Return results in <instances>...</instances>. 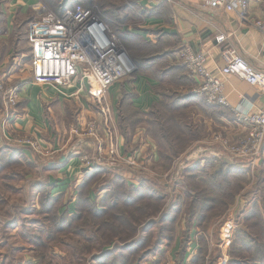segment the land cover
Segmentation results:
<instances>
[{"label":"rangeland","instance_id":"rangeland-1","mask_svg":"<svg viewBox=\"0 0 264 264\" xmlns=\"http://www.w3.org/2000/svg\"><path fill=\"white\" fill-rule=\"evenodd\" d=\"M38 2L51 9L41 0ZM40 4L36 7L38 14ZM90 7L118 38L125 30L143 33L132 0H91ZM122 9L128 13L126 22L113 13L121 14ZM21 39L11 49L0 45L1 54L11 53L8 61L0 60V84L19 85L20 90L32 96L50 99L37 100L39 116L24 120V128L20 130L16 128L21 127L20 123L13 126L17 116H9L5 121L6 106L3 96L0 97V264H261L257 253L264 245V170L259 167L262 156L257 162L252 158H234L224 152L221 142L213 141L215 135L221 134L229 139L230 145L236 146L249 135L248 124L243 123L242 132L225 130L219 118L227 112L220 108L209 110L213 120L198 118L187 111L169 116L176 121H167L165 117L166 122L159 125L158 132L154 129L146 132L145 123L140 122L134 128L122 122L118 111L122 91L134 82L137 74L144 75V69L114 83L120 88L116 91L117 105L108 91L106 101L113 119L105 124L103 106L96 104L89 92L85 94L87 98L81 94L65 96L62 87L27 83L33 77L32 53L24 35ZM14 56L20 58L17 63ZM13 64L17 65L16 73L10 71ZM20 102L19 91L18 102L12 107L14 114L23 112ZM31 105L30 109L34 103ZM31 110L35 113L36 108ZM79 119L83 120L82 125ZM4 122L6 126L2 128ZM91 128L105 146L108 142L126 160L114 157L111 166H95L96 136L87 134ZM127 133L132 135L128 143ZM91 142L94 148L88 145ZM195 151L215 160L242 163L245 172L224 176L216 162L217 165L206 167L203 172L187 174V163L197 158L187 159ZM213 151L222 153L214 155ZM62 152L79 159L82 182L87 181L86 198L81 197L79 202L78 186H65V173L52 167ZM83 155L95 163L86 166L88 162L81 161ZM134 189L143 196L128 199ZM201 193L207 202L197 211L192 210V195ZM49 194L54 198H48ZM150 194L155 196L149 197ZM137 195L138 192L132 194ZM257 203L260 213L244 221L250 206ZM42 204L52 213H44ZM97 208L105 213L95 216ZM81 214L82 219L77 221ZM166 214L175 218L160 222ZM194 218L197 222H193ZM145 226L150 229L142 231ZM14 231L16 234L12 236ZM187 231L191 236L188 240ZM141 237L144 240L140 244L130 246ZM183 240L188 242L181 253ZM124 246H128L127 250H122ZM113 247L118 250L102 261L96 259L95 256Z\"/></svg>","mask_w":264,"mask_h":264},{"label":"crops","instance_id":"crops-1","mask_svg":"<svg viewBox=\"0 0 264 264\" xmlns=\"http://www.w3.org/2000/svg\"><path fill=\"white\" fill-rule=\"evenodd\" d=\"M37 1L0 0V45L7 48L10 46L8 49H11L12 44L19 43L18 30L25 32L27 22L39 15L36 7L40 3ZM209 1L154 0L149 7L142 4V8L147 9L139 25L143 31V33L140 32V35L145 36L149 42L159 43L162 46V51L160 57L152 55V60L143 72L144 75L137 74L134 77V82L126 87V90L133 93L132 105L134 107L148 113L153 109L154 104L165 101L163 105L169 109L177 105L178 109L190 112L198 118L213 120L209 117V110L212 111L215 107L207 104L202 96L193 92L198 80L178 57L177 53L182 47L189 46L195 51L205 52L208 55L206 66L214 74H217L225 64L222 58V50L225 47L234 48L250 66L264 72V35L253 27L250 21L240 19L236 12L228 11L223 7H211ZM250 15L252 19L264 16V0H250ZM220 36L224 37L221 41L219 40ZM10 54L7 56L0 52V60L8 61L7 58L10 57ZM22 56L25 55L22 54ZM13 59L14 63H17L20 58L14 56ZM5 63L2 65L4 66ZM16 68L17 65L13 64L10 71L15 72ZM15 73L14 75H16ZM27 83L35 85L31 81ZM224 85V92L230 107H218L227 112V115H223L224 117L219 118V121L227 131L242 132L245 130L244 124L235 119L231 108L245 113L264 109V93L260 87L254 86L236 75H227L224 78ZM76 90L77 86L73 90L71 85L64 88L65 93L63 94L71 96L77 92ZM119 90L118 84H114L109 89V94L115 105L119 99L116 91ZM30 94L23 89L20 90V104L23 106V112L14 114L18 119L13 124V126H17V123H20L21 127H16L20 130L24 128L22 123L25 122L24 120L39 116L40 108L37 100L40 101L41 97L44 101L50 99L43 95L35 97ZM78 94H81L83 98H87L86 95H89L86 91H81ZM172 98L176 100L174 101ZM32 102L34 106L31 109L36 108L35 113L30 109ZM83 102L88 106L86 101ZM19 107L21 108V106ZM1 126L3 128V124ZM6 138L9 136L7 135ZM121 143H124V138H121ZM202 147L206 148L207 146ZM65 153L58 154L52 167L56 168L57 172L65 173V186L70 187L74 184L78 186L82 182L79 159L70 157L66 153V159L60 162L62 165H57ZM201 156L198 151H195L187 161L190 158ZM259 167H263L262 170H264V147ZM74 196H76L75 190ZM14 234H16L15 231L12 236Z\"/></svg>","mask_w":264,"mask_h":264},{"label":"built area","instance_id":"built-area-1","mask_svg":"<svg viewBox=\"0 0 264 264\" xmlns=\"http://www.w3.org/2000/svg\"><path fill=\"white\" fill-rule=\"evenodd\" d=\"M136 1L141 7L142 4L149 7L154 2V0ZM208 3L211 7H223L228 11L236 12L240 19L250 21L252 26L264 35V16L252 19L250 0H210ZM223 39V36L219 37L220 41ZM27 41L32 52V83L57 88L78 85L77 92L73 95L86 89L92 95L93 101L103 106L104 123L108 124L112 121L113 114L106 101V95L111 85L133 75L137 67L117 34L106 21L96 14L92 7L77 4L66 8L62 14H59L41 5L39 17L28 23ZM177 54L198 80L193 92L204 97L208 104L230 107L224 92V78L227 75H236L260 87L264 93V72L250 66L232 47H225L222 50L225 64L217 74L207 68L208 55L205 52H196L186 46L182 47ZM0 91L6 106V121L9 116L14 115L12 107L18 102L20 88L19 85H8L2 82ZM231 110L238 122L250 126L249 135L236 146L230 145L229 139H224L221 134L215 135L213 141L221 142L224 152L228 155L232 154L234 158L245 157L258 161L263 154L264 147V109L249 113L234 108ZM82 121L79 119L78 123L82 125ZM88 124H92V121ZM3 125L6 126V122ZM74 130H79V128ZM87 134L96 136L94 151L96 163L93 160L89 161L87 155H83L81 161L88 162L86 166H91V162L95 163V166H111L115 160L114 157L126 160L120 154H116L115 148L108 142L105 146L104 140L97 136L94 128H91ZM26 142L32 143L31 141ZM88 145L94 148L93 142ZM33 146L37 147V145ZM75 148L77 145L72 147V149ZM213 153L218 155L222 152L218 151L216 154L213 151Z\"/></svg>","mask_w":264,"mask_h":264},{"label":"trees","instance_id":"trees-1","mask_svg":"<svg viewBox=\"0 0 264 264\" xmlns=\"http://www.w3.org/2000/svg\"><path fill=\"white\" fill-rule=\"evenodd\" d=\"M41 1L44 2L47 6H49L51 9H53V11L55 10V11H57V13L62 14L66 8H68L70 6L77 5L79 3H82L86 7H90V1L91 0H87L86 2L84 0H41ZM132 2L135 3L136 14H137L136 19H137L138 23H141L143 17L146 14L147 8H142L141 6H139L136 0H134V1L132 0ZM126 5H123V7H125ZM122 11L123 12L121 14H118V12H115V11L113 13L117 14V15H121L123 17V19L121 21L123 22V21L128 19V17H125V15H127L128 13L124 9H122ZM112 17H115V15H112ZM27 24H28V22H27ZM18 33H19L18 37L20 38L18 42H20L22 40L21 39L22 35H24V40L25 39L27 40V26L25 28V32L18 30ZM119 39H120L121 43L125 46L127 52L130 54L131 59L136 64L137 70L139 69L140 71H143V69H144V71H145V69L149 65L150 61L152 60V55H155V57H160V53L162 51V46L159 43L154 44L152 42L147 41L140 34H137L135 32L129 31V30H125L119 34ZM31 58H32V54H31ZM140 68H142V69H140ZM2 96H3V94L0 91V97H2ZM132 98H133V93L129 92L128 90H126L124 88V90L122 91V95L120 96V99L118 102V111L120 113V116L122 117V122L128 123L132 127H134L136 124H138L140 122L145 123L144 125L146 127H144V130L146 132L151 133V129H154L158 132L159 125H161L164 121L166 122V118H167V121H169V120L176 121L175 118L169 119V116L173 117L175 114H177V113L179 114V112L182 111V110L177 108V105L176 106L174 105V106H172L173 107L172 109H169L168 107L163 105L165 103V101H163L160 104H154L153 109L150 112L144 113L143 111H141L140 109H138L137 107H134L132 105ZM172 99L174 101L176 100L175 98H172ZM203 99H204V97H203ZM173 100H171V102ZM209 105H211L215 108H218V104H209ZM159 106H161V107H159ZM121 111H122V113H121ZM136 127L137 126H135L134 128H136ZM125 135H126V139H127V143H128L130 138L132 137V135H131V137H130V135H128V133ZM216 162H218L221 165L219 172L222 171L221 174H224V176H234V174H236V173H244L245 172V168L242 167L243 166L242 163H235V162L228 161L227 159L224 160L222 158L215 160V157H208L206 155H202L201 157L197 158L196 160H192V161L188 162L186 167H185V171L188 172L187 174H192V175L194 173H200V172H203L206 169V167L207 168L209 166L212 167ZM57 165H62V163H57ZM215 165H217V164H215ZM87 176H89V175H87ZM182 178L184 179L183 176H182ZM85 182H87V181H84L78 185V195H77L78 201L77 202H79V199L81 197L86 198L85 194H86L87 189H85V188L87 186L85 185ZM147 189L151 190V188H147ZM136 192H138V195L136 197L132 196V194H135ZM139 192L140 191L134 189L133 193L128 195V199L131 198V199L135 200L138 196H143ZM187 193H189V192H187ZM201 194L192 195V197H193V200L191 202L192 203V210L196 209V211H197L198 207H200V206L203 207L204 203L207 202L206 200H204V198H205L204 194L203 193H201ZM188 195H190V194H188ZM152 196H155V195L154 194L149 195V197H152ZM51 197L52 196L49 194L48 198H51ZM52 198H54V197H52ZM89 201H90V199H89ZM130 202H132V200ZM48 205H52V204H48ZM42 207L44 208L43 209L44 213H47V212L52 213L51 209H49L47 205L44 206V204H42ZM260 211H261V209H260ZM260 211H259L258 203L255 204L254 206H250V208L248 209V211L244 215L243 220L244 221L251 220L256 214H259ZM94 213H95V216H97V214H99V213H102V215H103L105 213V210L99 211L97 208V210H95ZM201 214L202 213H199V216H201ZM99 216L100 215H98V217ZM82 217H83L82 214L79 215L77 217L78 218L77 221H79V219H82ZM174 218L175 217H172V215L166 214V216H163V218L160 220V222L161 221L166 222L167 220H172ZM193 222H197L196 218L193 219ZM147 229H150V227L145 226L142 231H147ZM187 234H188V231L186 232V236H185V238L187 237L186 239L188 240V237H191V236L189 234L188 235ZM143 240H144V238H142V237L139 238L138 240H134L132 245H130V246L138 245ZM187 242L188 241H186V240L181 241V246H180L181 253L185 252V248L187 247ZM261 246H262L261 247L262 250L260 249L261 251L259 250L260 252L258 251L257 255L260 258L259 262L261 264H264V245L262 244ZM117 248L113 247L112 249L106 250V251L102 252L100 255L95 256V257L97 260L102 261L104 258H106V256L111 255L112 253L116 252L118 250ZM127 248H128V246H124V247H122V250H127Z\"/></svg>","mask_w":264,"mask_h":264},{"label":"water","instance_id":"water-1","mask_svg":"<svg viewBox=\"0 0 264 264\" xmlns=\"http://www.w3.org/2000/svg\"><path fill=\"white\" fill-rule=\"evenodd\" d=\"M65 159H66V156L63 155V156L59 159V162H63ZM53 163H54V162H53Z\"/></svg>","mask_w":264,"mask_h":264}]
</instances>
